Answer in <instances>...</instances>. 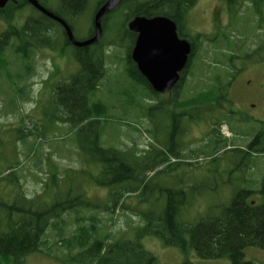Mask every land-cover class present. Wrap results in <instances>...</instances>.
I'll list each match as a JSON object with an SVG mask.
<instances>
[{
	"label": "trees",
	"instance_id": "16d2710c",
	"mask_svg": "<svg viewBox=\"0 0 264 264\" xmlns=\"http://www.w3.org/2000/svg\"><path fill=\"white\" fill-rule=\"evenodd\" d=\"M37 1L64 20L72 30L74 18H76L74 16H81V9L88 2V0H59V7L51 9L46 1ZM105 1L101 0L95 10ZM226 1L232 4L237 0ZM260 1L256 0L255 4ZM196 2L197 0H148L138 3L134 0H121L119 6L103 18V33L109 30L107 20L115 11L126 14L124 15L125 24L137 16L149 18L160 15L172 20H177L179 16L186 20L188 12ZM27 7L31 12L24 16V21L20 24L23 11ZM237 11L236 9L235 14H232L237 15ZM256 12H260L259 8ZM0 21L5 23L4 31L0 33V75L5 74L7 78L14 77L16 83L20 85L33 71L35 53L44 48L55 50L54 47H50L49 42V40H55L52 37L54 27L63 37V46H71L61 26L40 14L25 0H8L5 7L0 9ZM125 24L122 25L123 38L118 42L114 40L106 42L101 38L89 47H73L79 70L69 80L61 82L51 96V102L57 113H54L52 118L56 122L68 125V134L73 136L77 149V161L80 164L78 169H66L61 176L57 173L55 165L51 170L44 172L48 174V180L50 179L56 191L53 202L47 205L40 201L45 194L48 180L43 184L45 187L41 195L27 198L21 191L20 185L16 184L17 175L13 169L17 162H14L13 166L5 167L7 174L0 179L10 182L15 193L11 201L5 200L0 195V264H23L29 255L41 252L46 246V232L49 228L57 231L59 246L66 251L63 256L64 264H156V258L145 250L141 243L145 236H154L164 245L178 248L182 252L192 249L203 259L228 257L231 264H252L244 260L243 249L245 247L264 249V199L261 202L258 201L264 193V176H262V183L259 181L256 183L248 179L247 175L248 170L255 168L256 157H264V131L256 133L248 144L238 148L231 147L234 140H228L220 134V126L229 125L231 116L228 115L233 114L228 107L231 103L226 99V92L231 82L229 76L233 70L227 71L225 81L219 77L212 79L209 74L215 66L219 65V62L213 59V62L207 63L203 59L202 64L205 65L206 71L204 76L202 71L199 72L197 81H201L204 77L208 84L204 81L201 89L190 92L184 90V84L187 81H182L178 85L177 92L164 101L158 96L159 94L153 92L131 60L135 34L130 32ZM92 35L93 27L90 36ZM224 37L226 44L229 45L227 43L229 37L227 35ZM188 41L193 43V57L190 58L187 66L189 78L193 77L191 70L196 68V62L200 56L198 48L202 42L197 43L193 38H188ZM56 43L57 41L55 45ZM107 44L125 48L126 75L132 81L143 83L142 87L150 91L152 97L147 98L155 101L160 119L168 108L175 110L173 125H167L166 129H169L164 142L160 143V147L150 145V150L143 151L141 155L132 149L122 151L104 147L101 143L104 128L101 119L109 113V108L99 99L93 100V97L105 75L103 47ZM259 47L260 50H264V44ZM9 51L14 65L16 64L12 75L8 70L12 67L7 57ZM226 53L230 59L239 56L236 51L227 50ZM14 85L16 96L20 100H25L27 98V93L24 92L25 82L20 88L17 84ZM13 101L12 99L11 103ZM222 104L230 110L226 108L224 110L227 117L221 115L222 112H217L218 109L224 108ZM186 108L191 109L187 111L189 118L191 111L198 112L203 122L209 124L210 129L206 140L204 139L205 142L202 141L203 144L188 149L182 147L180 154L177 155L175 151L177 141L171 136H174L179 129L178 122L184 115V113L180 115V111ZM149 118L151 121L152 115ZM214 118H218L216 122L212 121ZM229 130L238 134L230 126ZM40 134L41 137L38 138L42 139L43 133ZM129 156L132 159H129ZM223 156L230 157V162L234 165L232 172L242 173L243 187L233 193L228 207L223 209L219 217L201 218L196 224L190 225L181 222L180 215L184 207L189 206L193 193L186 199L184 191L170 188L165 189L161 196L154 200L151 199V195H148L152 180L159 174L180 165L193 166L189 163L192 160L201 158L207 160L205 162L207 165L218 161ZM171 159L174 161L168 164ZM163 164L164 167L161 168ZM90 166L92 170L89 169ZM149 173L150 176H148ZM65 177H74V179L90 177L97 186L106 187L110 197L104 210L113 211L115 208H123L131 211L141 220L140 225L131 227L129 232L120 234L118 238H111L110 235L99 236L97 225L100 220L94 215L88 218H83L81 215L82 209L88 210L94 206L85 201L81 193L72 195L68 191L63 196L60 192L61 182ZM107 177L113 179L106 183L104 178ZM113 182L121 185L115 186ZM207 183L205 182L204 187L207 190L212 189L213 187L208 186ZM77 186L80 185L77 184ZM16 187L18 190L15 189ZM75 190L77 188L71 186L70 192ZM158 199L163 201H161L162 204H157ZM253 199L257 201L254 202ZM133 200L136 202L132 203ZM142 203L148 206H140ZM68 212L75 214L77 226L69 236L64 237L63 216ZM87 221L88 224H85ZM130 232H134L132 239L129 237ZM182 264L191 263L185 261Z\"/></svg>",
	"mask_w": 264,
	"mask_h": 264
},
{
	"label": "rangeland",
	"instance_id": "374dc122",
	"mask_svg": "<svg viewBox=\"0 0 264 264\" xmlns=\"http://www.w3.org/2000/svg\"><path fill=\"white\" fill-rule=\"evenodd\" d=\"M44 1L51 9L59 7V0ZM100 1L88 0L87 5L81 9L82 15L74 16L76 17L73 26L75 39L82 41L90 37L93 12ZM143 1L148 0H134L138 3ZM223 1L227 2L197 0L188 12L185 28L190 33H198L200 37L196 41L202 44L198 48L200 56L196 68L191 70L193 77L187 78L184 90L194 92L203 87L205 78L202 77L201 81H197L199 72L202 71L204 76L206 71L205 65L202 64L203 59L207 63L213 62V59L219 62L209 74L212 79L219 77L225 81L227 71L233 70L229 76L231 82L226 92V99L231 103L228 107L233 114L228 115L231 116L229 125L222 124L219 132L228 140H234L231 147L238 148L248 144L257 131H264V50L259 49V46L264 44V0L258 4H255L256 0H253V3L247 1L238 4L237 15L232 14H235L236 2L230 4V13L225 10L223 12ZM257 8L262 11L259 17L255 14ZM30 12V8H25L20 24L24 21V16ZM124 15L126 14L122 11L110 14L107 20L109 30L102 35L104 41L118 42L123 38ZM130 21L125 24L126 27ZM220 25L222 27H219ZM258 26H262L261 29ZM4 29L5 23L0 21V33ZM53 29L52 37L55 40L49 42L50 47H54L55 50L46 48L35 53L33 71L28 79L23 81L26 88L24 92L27 93L25 100H20L16 96L14 85L17 84L20 88L23 82L20 85L16 83L14 77L7 78L5 74L0 75V178L7 174L5 167L17 162L13 169L17 175L16 184L20 185L21 191L27 198H34L43 193L45 187L43 184L49 177L44 172L51 170L52 166H56L59 176L63 175L66 169L80 167L73 136L68 134V125L56 122L52 118L54 113H57L51 102L56 87L75 75L79 70V64L75 59L73 46H63L60 31L58 32L55 27ZM223 34L229 37L227 38L229 45L226 44ZM54 41H57L56 45ZM227 50L236 51L239 56L230 59ZM103 54L105 75L93 97V100L99 99L109 108V113L101 119V124L104 126L101 134L102 145L122 151L132 149L139 155L145 150H150V145L160 147V143L166 138L168 122L160 119L155 101L147 98L152 97V94L142 87L143 83L132 81L126 75L125 48L107 44L103 47ZM7 57L12 63V67L8 69L12 75L16 64L14 65L11 52L7 53ZM205 82L208 84L207 81ZM167 98L163 96L162 100L167 101ZM12 99L14 101L11 103ZM222 107L224 108L218 109L217 112L225 115V108L227 110L229 108L225 104H222ZM229 126L238 134L230 131ZM209 129V124L204 122L198 124V127L196 124L189 126V132L183 137V147L188 149L203 144ZM41 132L43 137L39 139ZM129 159L132 157L129 156ZM256 159V166L248 170L247 178L262 183L264 157L259 156ZM173 161L171 159L168 164ZM206 161L201 158L192 160L189 163L193 166L180 165L159 174L152 180L148 195L154 200L159 198L165 189L170 188L184 191L186 199L193 193L189 206H185L180 215L181 222L190 225L196 224L201 218L219 217L223 209L228 207L233 193L243 187L242 173L231 171L234 165L231 164L229 156H223L211 164L207 162V165ZM163 167L164 164L161 168ZM89 169L92 170V166ZM150 175L149 173L148 176ZM69 178L65 177L61 182L60 192L63 196L68 191L72 195L81 193L83 199L94 206L92 209H82L81 215L83 218L94 215L100 220L97 225L99 236L110 235L111 238H118L120 234L129 232L131 227L140 225L141 220L131 211L123 208H115L113 211L104 210L110 197L106 187L97 186L90 177ZM110 179L113 178L107 177L104 181L109 183ZM205 182L213 188L207 190L204 187ZM77 184L80 186L78 187ZM113 184L121 185L115 182ZM71 186L77 190L70 192ZM14 193L10 182L0 179V195L5 200L11 201ZM55 195V188L49 179L45 194L40 201L49 205ZM262 199L264 193L258 201L261 202ZM161 201L158 199L157 204H162ZM253 201L256 202L257 199ZM134 202L136 201L133 200L132 203ZM140 206H148V204L142 203ZM75 218L72 212L63 216L64 237L69 236L76 228ZM85 224H88V221ZM133 236L134 232H130L129 237L132 239ZM58 241L57 231L49 228L46 232V246L41 252L29 255L23 264H64L63 256L66 251L59 246ZM141 243L144 249L156 258V264H182L185 261L191 264H231L228 257L203 259L192 249L182 252L178 248L164 245L154 236H145ZM243 258L252 264H264V249L245 247Z\"/></svg>",
	"mask_w": 264,
	"mask_h": 264
},
{
	"label": "water",
	"instance_id": "95a60500",
	"mask_svg": "<svg viewBox=\"0 0 264 264\" xmlns=\"http://www.w3.org/2000/svg\"><path fill=\"white\" fill-rule=\"evenodd\" d=\"M40 14L57 22L74 48L94 45L103 35L102 20L120 4L121 0H106L95 12L92 20L93 35L79 41L75 39L71 27L61 18L47 10L37 0H25ZM8 0H0L3 9ZM137 38L131 52V60L152 90L165 94L172 90L178 81L177 72L187 64L191 52L189 42L179 40L173 21L166 17L146 18L137 16L127 25Z\"/></svg>",
	"mask_w": 264,
	"mask_h": 264
},
{
	"label": "flooded vegetation",
	"instance_id": "af4514ba",
	"mask_svg": "<svg viewBox=\"0 0 264 264\" xmlns=\"http://www.w3.org/2000/svg\"><path fill=\"white\" fill-rule=\"evenodd\" d=\"M247 1H250V3H253V0H237L236 1V7H234V8H236L237 9V6H238V4H240V3H244V2H247ZM223 6H224V9H223V12H224V10L225 11H227V12H230L231 13V6H230V2H226L225 3V1H223ZM235 9V10H236ZM260 10V12H256L255 11V14L259 17L260 15H261V13H262V11H261V9H259ZM231 15V14H230ZM158 16H160V15H156V16H152V17H149V18H154V17H158ZM160 17H164V16H160ZM147 18V17H146ZM167 18V17H166ZM168 19H170V18H168ZM50 20H52V19H50ZM171 21H173L174 22V24H175V27H176V34H177V38L179 39V40H185V41H187V42H189L188 41V38H193V40H198V33H190L189 31H187L186 30V26H187V19L185 20V18L183 19L182 17H179V16H177V20H172V19H170ZM53 21V20H52ZM53 22H55V21H53ZM57 23V22H56ZM219 27H222V25H220ZM261 27L262 26H260L259 27V29H261ZM65 34V33H64ZM135 34V38H134V44H135V41H136V38H137V34L136 33H134ZM196 35H198V36H196ZM134 44H133V47H134ZM189 44H190V46H191V52H190V55H189V57H188V61L190 60V58L191 57H193V53H192V49H193V43L192 42H189ZM44 49H46V48H44ZM133 49V48H132ZM188 61H187V64L185 65V67L182 69V70H180V71H178L177 72V75H178V81H177V83L174 85V87L172 88V90L170 91V92H168V93H165V94H159V93H156V92H154L155 94H159L158 96H160V97H171L172 95H174L176 92H177V88H178V85H179V83H181L182 81H186V79L188 78L187 77V74H188V69H187V66H188ZM135 64V63H134ZM136 66V65H135ZM33 68V67H32ZM136 68H137V66H136ZM189 110H191V109H188V108H186V109H183V110H181L180 111V115H182V113H184V115L181 117V119H180V121L178 122V125H179V129H178V131H176L175 132V134H174V136H171V134H170V136L171 137H174L175 138V140L177 141V142H175V151H176V154L177 155H179L180 154V150L182 149V147H183V145H184V142H183V137L189 132L188 131V127L189 126H192V125H194V124H196V127H198V124H202L203 123V119H202V116H200L199 115V113L198 112H196V113H194L195 111H191V115H190V118L188 117V113H187V111H189ZM174 113H175V110L174 109H172L171 107L170 108H168L166 111H164L163 112V117H162V119L164 118V120H166L168 123L166 124V127H167V125H169V126H171V125H173V120H174V117H173V115H174ZM177 113V112H176ZM218 118H214V119H212V121L213 122H216V120H217ZM169 129V128H168ZM168 129H166V133H167V131H168ZM258 132H260V131H257V133ZM198 145V144H197ZM196 145V146H197ZM184 148V147H183ZM167 153H168V151H167Z\"/></svg>",
	"mask_w": 264,
	"mask_h": 264
}]
</instances>
